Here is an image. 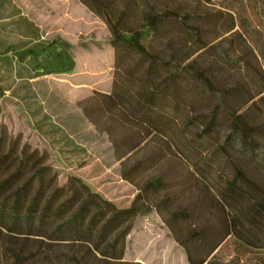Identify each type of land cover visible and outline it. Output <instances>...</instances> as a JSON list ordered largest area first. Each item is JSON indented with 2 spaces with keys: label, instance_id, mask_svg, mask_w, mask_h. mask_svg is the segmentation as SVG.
<instances>
[{
  "label": "rangeland",
  "instance_id": "obj_1",
  "mask_svg": "<svg viewBox=\"0 0 264 264\" xmlns=\"http://www.w3.org/2000/svg\"><path fill=\"white\" fill-rule=\"evenodd\" d=\"M177 2L182 16L165 22L157 40L145 29L146 45L156 40L161 51L167 49L157 72L148 76L151 60L124 48L117 78L120 90L132 85L138 92L141 81L177 76L160 84L155 108L146 96L143 104L132 101L124 109L105 97L114 76L112 33L82 0H0V134L46 152L79 210L127 218L133 229L124 259L143 264H189L184 237L190 231L212 228L226 213H242L241 194L239 199L229 194L242 191V153L250 152L231 128V113L238 109L259 126L261 148L246 169L258 192L264 182V93L242 110V91L233 87L237 78L252 92L264 87V75L242 40L244 33L256 44L264 70V0ZM111 3L124 7L131 0ZM139 4L146 8L152 2ZM188 11L193 19L184 16ZM228 11L235 18L229 33ZM197 27L209 46L196 61L200 52L183 61L186 53L177 42ZM171 34L179 39L164 48ZM54 41L74 56L73 72L36 69L48 51L21 58ZM202 69L213 76L212 87L196 73ZM213 116L215 125L206 132ZM261 243L248 247L232 235L214 255L222 264H264Z\"/></svg>",
  "mask_w": 264,
  "mask_h": 264
},
{
  "label": "trees",
  "instance_id": "obj_2",
  "mask_svg": "<svg viewBox=\"0 0 264 264\" xmlns=\"http://www.w3.org/2000/svg\"><path fill=\"white\" fill-rule=\"evenodd\" d=\"M113 1L82 0L105 21L112 33L114 76L111 91L105 97L125 109L132 101L143 104L147 96L153 101L152 108H155L160 84L168 82L170 77L175 79L177 74H170L167 78H151L148 85H145V80L143 83L141 81L142 91L134 92L132 85H123L120 90L117 73L122 70L121 52L125 48L150 59L148 76L154 75L157 72L155 68L160 65L161 54L167 50L161 51L164 49H160L157 37L165 22L180 19L182 5L177 0H166L165 3L151 0L152 5L142 8L139 1L143 0H131L124 7H116L111 3ZM227 15L231 20L226 31L229 33L235 29V18L231 11ZM184 16L188 19L195 17L190 11ZM146 28L156 37L150 46L143 41ZM195 30L183 34L185 39L171 34L162 46L172 47L179 39L177 43L183 45L186 53L183 61L200 52L194 59L196 61L206 52L209 42L199 39L200 28ZM197 39L201 40L199 44ZM242 40L250 52L246 53L251 54L255 66L264 75L256 44L249 43L244 33ZM57 46L58 43L54 41L43 47L30 48L21 53V58L28 54L39 58L48 51L49 55L38 62L36 69L46 74L73 72L76 67L74 56L68 51L58 50ZM242 61L250 62L247 57H243ZM126 72L132 74V69H126ZM196 73L208 86H213L214 78L205 69ZM233 87L235 91H242V110L249 104L248 109L256 105L257 98L264 93V87L252 92L239 82V78ZM240 110L231 113L234 117L231 128L241 133L242 143L250 152L242 153V191L234 188L235 193L229 194L234 199L242 196V215L226 213L212 228L203 225L190 231L189 236L184 237L189 264H222L214 253L232 235L248 247H261V241L264 242V182L259 185L258 192L246 169L255 162V152L261 148L256 137L259 126L246 119L245 111ZM215 118L213 116L206 125V132L213 129ZM147 122L152 127L156 124L155 118L150 116ZM48 159L46 152L31 150L28 145L21 147L17 140L0 134V264H143L124 259L133 224L115 214L79 210L68 187L59 183L58 171ZM155 182L151 181L150 184L156 185ZM230 184L234 186V179ZM238 193L241 195L237 197ZM192 241L196 244L191 246ZM202 249L204 254L201 253Z\"/></svg>",
  "mask_w": 264,
  "mask_h": 264
},
{
  "label": "crops",
  "instance_id": "obj_3",
  "mask_svg": "<svg viewBox=\"0 0 264 264\" xmlns=\"http://www.w3.org/2000/svg\"><path fill=\"white\" fill-rule=\"evenodd\" d=\"M113 53H114V51H113ZM75 70V69H74ZM111 86H112V83H111ZM106 93H109V92H106Z\"/></svg>",
  "mask_w": 264,
  "mask_h": 264
}]
</instances>
